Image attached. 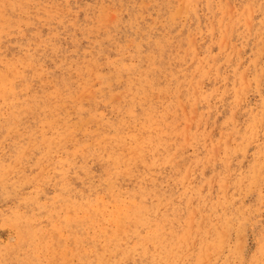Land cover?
I'll return each mask as SVG.
<instances>
[{
  "label": "rangeland",
  "instance_id": "1",
  "mask_svg": "<svg viewBox=\"0 0 264 264\" xmlns=\"http://www.w3.org/2000/svg\"><path fill=\"white\" fill-rule=\"evenodd\" d=\"M263 163L264 0H0V264H264Z\"/></svg>",
  "mask_w": 264,
  "mask_h": 264
},
{
  "label": "bare ground",
  "instance_id": "2",
  "mask_svg": "<svg viewBox=\"0 0 264 264\" xmlns=\"http://www.w3.org/2000/svg\"><path fill=\"white\" fill-rule=\"evenodd\" d=\"M243 77V76H242ZM247 88V87H246ZM260 124V123H259ZM258 131V130H257ZM219 143V142H218ZM142 151V150H141ZM264 164V163H263ZM152 167V166H151ZM259 178V177H258Z\"/></svg>",
  "mask_w": 264,
  "mask_h": 264
}]
</instances>
